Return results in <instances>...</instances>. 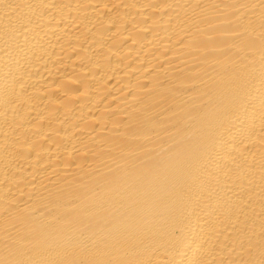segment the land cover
I'll return each mask as SVG.
<instances>
[{"label": "bare ground", "instance_id": "6f19581e", "mask_svg": "<svg viewBox=\"0 0 264 264\" xmlns=\"http://www.w3.org/2000/svg\"><path fill=\"white\" fill-rule=\"evenodd\" d=\"M0 264H264V0H0Z\"/></svg>", "mask_w": 264, "mask_h": 264}]
</instances>
